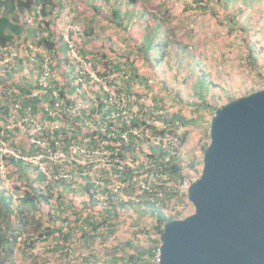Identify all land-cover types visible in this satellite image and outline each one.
<instances>
[{"label": "rangeland", "instance_id": "obj_1", "mask_svg": "<svg viewBox=\"0 0 264 264\" xmlns=\"http://www.w3.org/2000/svg\"><path fill=\"white\" fill-rule=\"evenodd\" d=\"M54 1L55 6H53L52 14L47 18L50 21L47 28L46 25L37 27V23L34 22V14L23 16L24 20H27L29 24L33 23L32 27L35 28L27 31L28 27L25 37L12 45V48L17 51L18 57L24 58L21 63L18 60L14 61V58L10 61L14 62L12 64L14 66L13 78L17 81L30 83L36 78L41 82L42 79L45 80L49 76L50 80L57 82L58 88L63 87L67 82H73L77 86V92L84 93L87 100H81L75 93L69 97H74L77 102L83 101L88 108L99 103L102 96H106L103 94L104 89L111 95L108 105L114 103L123 110L126 106L128 109L127 104H133L131 107L137 110L138 104L135 100H139L147 107L163 105L169 114L181 111L187 124L177 121L175 125L176 134H181L183 137L186 135L179 152V156L184 160L183 172L191 181L198 178L203 171L204 146L210 142L208 137L204 138L203 133L210 125L208 122L211 120V114L208 113L203 118L197 116L198 120L192 121L196 116L194 101L197 99V95L206 94L208 90L216 95L224 92L233 98H238L264 89V0L249 4L246 10L241 13L243 18L234 24L225 19L226 9L222 3L217 1L211 2L210 8L212 12H217L219 17L203 12L197 8L198 4L193 0H137V7L127 3V0ZM189 4L191 6H188ZM141 6H145V12L141 11ZM116 7L121 10L119 20L113 15ZM127 8L133 11L129 15L123 10ZM143 15L146 19L150 18V21L137 20ZM155 17H158L163 23L159 36H162V40L168 43L165 48L152 52L153 58L159 59L158 66L152 69L154 76L151 75L149 78L144 76L134 84L137 95H132L131 98L126 93L120 95L118 94L119 89L122 87L128 89L126 83L123 80H118L110 84L108 80L117 76L127 79L130 67L128 57L137 59L142 56L138 46L143 38H139L137 32L145 29ZM47 35H53V38L60 40L57 51L61 52L64 49L65 54L62 53V56L65 61L59 59L55 49L48 50L44 45L38 43L42 36ZM250 46L255 49L256 60L253 59L254 61L249 56ZM80 48L82 55L78 50ZM39 54L41 57L37 56ZM27 56L31 60L30 63L27 61ZM67 58L71 65L67 63ZM75 59L81 62V66L76 68L73 66ZM41 61H43V65ZM39 63L44 68L45 64L49 66L48 76H44V69L39 68ZM113 63L122 65L120 69H117L113 68ZM7 64L0 63V66L4 68ZM2 70L1 72H3ZM201 78H205L207 88L202 87ZM4 80H6L5 77ZM208 82H211L209 86ZM2 86L1 84L0 89ZM35 93H38L42 99L41 105L44 109L51 98L48 95V90L45 87H36ZM41 109L42 107L35 114L36 119L39 122L46 119L50 125L51 118ZM127 109L124 110V113L128 111ZM205 111L203 108L202 112ZM59 118L61 119L62 115ZM18 120L19 118L14 119L13 117L9 122L0 119V126L7 125V129L14 131L20 127L21 133L27 132L25 134L31 141L43 138V134L32 132L31 127L20 124ZM96 120L98 124L93 125L95 128L105 126V122L99 117H96ZM60 121L63 122V118ZM89 123L91 124L90 121ZM155 124L159 130L165 126L160 121H155ZM134 132L145 141L141 142L142 147L136 153H131L124 159V163L133 168L137 167V175L139 178H144L147 175L144 174L143 166L146 167L150 162V154L159 151L154 137L160 134L153 133V130L147 126L135 129ZM46 134L45 139L51 140V132ZM0 139V153L8 154L14 151L10 141L4 140V135H0ZM115 143L112 141V144ZM105 144L100 143L93 149H98L101 152L106 147ZM105 151L109 152L107 148ZM29 156H36L35 160L37 161L33 162L38 164L41 170L45 169L46 173L51 162L55 160L51 158L46 148L39 146L37 153ZM53 156L56 157V155ZM107 156L110 159L109 167H105L101 163L102 161H97L99 156L96 157L95 167L97 170L102 168L103 171H108V168H111L112 157L109 154ZM193 159L195 166L190 168L189 163ZM0 165L5 167L4 173L0 171V189L11 190L13 189L11 188L12 179L9 177V173L15 172L18 167L9 164L7 160L0 161ZM89 168L90 171H86L84 174L93 175V167ZM112 178L115 181L114 186L124 188L119 177L113 175ZM149 181L150 184L154 183V178L150 176ZM17 183L22 186V189L28 186L26 177H23L21 181L18 180ZM172 185L174 183L169 181L163 187L169 188ZM69 188H76V191L73 192ZM69 188L63 189V194L66 195L65 202L67 201L69 207L65 214H61L56 208L55 199L46 206L52 210L50 214L47 208L36 209L28 206L25 210L31 211V218H25L26 225H22L20 228L18 217H22L20 212L22 205L15 198L11 200L14 211H12L9 220L11 226L9 234L14 233L18 238L13 245L11 254L4 252L3 247L6 243H0L2 264H110L115 258L114 252H117L116 256H120L123 252H133V245L147 247L150 244L153 234L144 231V228H152L157 217L145 209L137 210L129 205L121 209L120 217L115 219L113 232H110L106 239L102 240V237L98 235L94 241L90 240L91 243H86L85 238L82 237L81 226L76 221L77 212L86 215L88 211H85L87 205L82 200L86 198L84 182ZM135 190L132 195L123 193L122 197L125 200L142 201V191L139 188H135ZM20 194L18 192L14 195L17 198ZM157 203L159 202L157 201ZM100 206V204L97 205L95 210L98 211ZM164 206H166L164 210L166 216L174 215L184 218L195 212L194 204L190 200L187 201V197L184 195ZM81 209L85 210L80 211ZM66 216L70 218L68 221H64ZM56 226H62V231H55L48 235ZM68 232L71 235L64 245V233ZM128 241L132 242V246H126ZM116 247H119L118 251H114ZM85 257L88 259H84Z\"/></svg>", "mask_w": 264, "mask_h": 264}, {"label": "trees", "instance_id": "obj_2", "mask_svg": "<svg viewBox=\"0 0 264 264\" xmlns=\"http://www.w3.org/2000/svg\"><path fill=\"white\" fill-rule=\"evenodd\" d=\"M197 2V8L201 9L203 12L215 15L219 17L217 12H212L210 8V4L213 1L222 3L226 9V14H224L225 19L234 24L242 19V12L246 10L249 4H252L258 0H193ZM232 1V2H231ZM127 3L133 4L134 7H137V0H127ZM53 6H55L54 0H0V62L9 55V50L7 46H12L17 43L26 35L27 31L33 30V23H27V20H24L23 16L25 14H34V22L37 23V27L39 25H50V21L47 19L53 11ZM188 6H191L189 4ZM231 8V10H230ZM195 9V8H193ZM126 14H131L133 11H130L129 8L123 9ZM141 11L145 12V6H141ZM121 10L119 7L114 9V17L120 19ZM128 17V16H127ZM118 19V20H119ZM137 20L141 22L150 21V18L146 19L144 15L142 17L137 18ZM153 22H149L148 26L144 29H141L137 32L139 38H143L142 42H140L138 49L139 53H142V56L137 59H132L128 57L129 65L128 68V77L127 79L121 78L117 76L113 79L108 80L110 84L117 82L118 80H123L126 83L128 89L121 88L118 90V94L126 93L128 97H132V95H137L135 92L134 84L138 82L140 78L151 77L154 76V71L152 70L154 67H157L159 64V59L153 58L152 52H157L159 49H163L166 47V41L162 40V36H159L161 28L163 25L162 21L155 17L152 20ZM35 28V27H34ZM56 36V34H55ZM165 35L163 34V37ZM57 38V37H56ZM38 43L40 45H44L48 50L55 49L59 50V39L53 38V35L42 36ZM249 43V41H247ZM61 48V47H60ZM61 50V49H60ZM79 53L82 49H78ZM255 49L249 47V56L252 60H256L255 58ZM64 49L62 51H57L58 57L60 60H64ZM197 53V52H196ZM65 54V53H64ZM81 54V53H80ZM82 55V54H81ZM41 57V54L37 55ZM73 58V57H72ZM13 59V58H12ZM11 59V60H12ZM14 61L18 60L20 63L24 60L22 57L15 56ZM10 60V61H11ZM67 63L71 65L70 60L67 58ZM253 60V61H254ZM7 62L8 64L0 68L3 69L1 72L0 69V85L2 84V88L0 89V119H3L6 122L10 121V118L14 119L20 118L25 107L28 105L33 106L34 112H38V110L42 107V99L38 95L32 96L35 93V88L44 87L36 78L33 82H24L17 81L13 78V68L12 64L14 62ZM27 61L30 63L31 60L29 56H27ZM43 61H41V64ZM40 64V63H39ZM40 64L39 68L44 67ZM53 63L51 64V66ZM121 63H113V68L120 69ZM75 68L77 66H81V62H78L77 59L74 60ZM38 69V68H37ZM40 69V72H41ZM4 73V74H3ZM100 73V72H99ZM101 74V73H100ZM4 77L6 80H4ZM202 87L207 88L205 78L200 81ZM50 86H47L48 95L53 92V89H58L57 82L50 81ZM211 82H208V86ZM77 86L73 84V82H67L61 89L59 90V95L62 99L66 100L67 104H72V100L69 96L74 93L77 94L81 100L86 101L87 97L84 93L77 92ZM103 94L106 96H102V98L98 101L99 103L91 105L89 110V115H71L68 113L64 114V120H68V124L66 123L64 127L60 129H55L52 131V134L56 138L55 140H51V146L56 150L60 146H57L56 142L61 141L64 143L65 150L72 144H78L80 146H84L88 149L98 147V145L104 139L111 140L110 145H107L106 148L111 150L112 153H116L121 159H126L128 155L131 153H136L142 146L141 142L145 141L140 136L135 133V129H140L141 127L147 126L153 130V133L158 132L159 134H163L164 132L171 131L176 133V125L177 121L182 124H187V120L183 116L181 111L169 114L168 110L164 108L163 105H156L147 107L146 104L140 103L139 100H135L138 104V109L135 110L133 104L128 105L124 110H128L124 113L123 109H120L118 105L112 103V105H108V100L111 98V95L107 90L103 89ZM53 96V95H52ZM197 99L194 101L195 110L194 114L196 116L193 117L192 121H197L199 117H204L206 114L210 113V117L214 115L215 111L222 105L234 100L237 97H231L230 94L221 92L220 95H216L211 91L202 93L201 95H197ZM20 100L21 108H16L14 103ZM55 101V97H52V102ZM206 110L202 112V109ZM96 117H99L100 120L105 122L104 127H94V124H98ZM91 122V124L89 123ZM155 121H160L164 123L166 126L159 130L158 126L155 124ZM210 121L208 124H210ZM7 131V132H6ZM21 128L17 127L16 131L9 130L5 127L0 126V135H4V140L10 141L11 147L16 150L22 156H29L37 153L38 146L33 144L31 140L26 136L27 132L21 133ZM127 134V140H125L122 135ZM111 134H114L111 136ZM204 138L205 136L210 139V131L209 127L204 130ZM186 139V135H184L183 140ZM182 140V141H183ZM112 141L116 142L112 144ZM209 143H206L204 146V151ZM113 155V154H112ZM169 155V156H168ZM151 160L147 163V166H143L146 170H152L154 165H161L162 171L166 172L170 175V178L165 182L174 181L177 182L180 178L183 177V159L177 154L170 155L166 150L160 148L157 153H152L149 155ZM168 159L166 160V157ZM7 160L10 164H13L18 167V169L9 173V177L12 179V187L11 190H1L0 189V200L4 202L6 206V215L5 217L11 216L13 210L11 206V200L17 199L19 203L22 205L21 216L18 217V226L19 228L22 225H26V219L31 218V211L25 210L28 206L35 207L36 209H45L48 206V203H51L53 199L56 201V208H58L61 214H65L69 210L67 205L66 195L63 194V189L73 187V185L84 182V194L86 198L82 200L86 202L87 205L86 210L87 214L77 212V223L81 226L82 237L85 238L86 243H91L94 239L100 235L102 240L106 239L107 235L110 232H113L115 227V219L120 217L121 209H124L127 205L133 206L135 209H145L150 212L151 215H155L156 222L153 224L151 228H144V231L148 233L151 232L153 237L150 238V244L146 246L133 245L132 242L128 241L126 246H132L133 252H126L121 254L120 256H116L117 252H114L115 258L111 261L110 264H159V249L162 244L160 239V235L162 232L163 224L167 221L173 219H179V216L165 214V207L156 202V194L155 193H144L141 197L142 201L136 202L133 200H125L122 197L123 193L132 194L135 192L133 177L137 174V170L127 164H125L122 169L121 178L124 181H128V185L124 188H119L116 190L114 186V179L112 176H107V171H101L102 178L98 181V177L96 172L93 171V175L84 174L86 171H90V166L92 164H78L74 161H63V162H51L50 168H47V173L44 170H41L39 165L35 162L27 161L23 158H18L11 153L3 154L1 156L0 153V161ZM204 160V159H203ZM195 160L193 159L189 163L190 168H194ZM119 171V170H118ZM26 177L27 187L22 189V186L17 183L18 180H22V178ZM160 183V180H157L155 184ZM72 189L73 192L76 191V188ZM20 192L21 194L15 197L14 194ZM154 195V200L150 197ZM188 196V194H186ZM101 205L99 210L96 211L95 208L97 205ZM51 205V204H50ZM48 207V213H51V209ZM97 209V208H96ZM94 210V211H92ZM23 218V219H22ZM26 218V219H25ZM54 218V217H53ZM70 218L64 219V221H68ZM8 228L0 227V243L5 242L4 244V252L11 254L13 252V245L17 241L18 236L14 233L9 234V230L11 226L8 224ZM62 226H56V228L49 232V234L54 233L55 231H62ZM71 235L70 232L64 233V245L67 243V239ZM6 236V237H5ZM91 240V241H90ZM119 247H116L114 251H118ZM68 251V249H67ZM84 259H88L85 257ZM3 261L0 260V264Z\"/></svg>", "mask_w": 264, "mask_h": 264}, {"label": "water", "instance_id": "obj_3", "mask_svg": "<svg viewBox=\"0 0 264 264\" xmlns=\"http://www.w3.org/2000/svg\"><path fill=\"white\" fill-rule=\"evenodd\" d=\"M195 212L163 224L159 264H264V89L211 118Z\"/></svg>", "mask_w": 264, "mask_h": 264}, {"label": "built area", "instance_id": "obj_4", "mask_svg": "<svg viewBox=\"0 0 264 264\" xmlns=\"http://www.w3.org/2000/svg\"><path fill=\"white\" fill-rule=\"evenodd\" d=\"M7 49L9 50V55H7L0 63H7L9 62L12 58H14L15 56H17V51L12 48V46H7ZM46 63L47 60H46ZM50 68L47 64H45V68H44V76H48ZM43 76V77H44ZM95 79H97L96 76H94ZM49 76L45 79V80H41V85H43L45 88L47 86H50L49 84ZM51 79V77H50ZM49 79V80H50ZM51 81V80H50ZM76 86V85H75ZM42 87V86H41ZM61 88L58 89H53V92H51L50 96V102L48 104H46L44 106H42V111H44L47 116L49 118H51V124L49 125L48 120H43L42 122H39L36 117L35 114L36 112H34L33 110V106L28 105L25 107V110L23 111L22 115H20L19 118V123L20 124H24L27 125L29 127H31L32 132H40L41 134H43V138H41V140H34L31 141L33 144L39 146V147H44L48 150V152L51 155L53 160L52 162H58V161H74L78 164L82 163V164H92L93 167V171L96 172V175L98 177V181L100 180V178H102V174L100 173L101 171H103L102 168H98L96 166V157H98L97 161H102L101 163H103V165L105 167H109V156H107L108 154L112 157L111 158V168H108V171L106 172L107 176H117L119 178H121V174H122V169L125 166L124 163V159H121L116 153H112L111 150H109V152L105 151L104 147L102 149V151L100 152L98 149H88L86 147L80 146L78 144H72L68 147V149L65 150L64 148V143L61 141H57L56 144L57 146H60L59 148H57L56 150L54 149L53 146H51V140H55L56 138L54 137V135L52 134V131H54L55 129H60L62 127L65 126V124L69 123L66 120H64V114L68 113L71 115H89L90 110L87 107L86 104H84L83 101H78L74 99V97H71L72 100V104H67L65 99H62L59 95V90ZM48 90V89H47ZM77 90V89H76ZM34 95H38V93H34L32 94V96ZM55 97V101L52 102V97ZM21 101L18 100L17 102L14 103L16 108H21ZM62 115L63 118V122L60 121L61 119L59 118V116ZM166 126V125H165ZM164 126V128H165ZM2 127H7V125H2ZM162 129V128H161ZM48 132H51V140H46L45 138V134ZM46 134V135H47ZM114 135V134H111ZM122 137L127 140V134L124 133L122 135ZM157 144H158V148H162L164 150H166L170 155L172 154H177L179 156V152L181 150V145H182V140H183V136L181 134H176L174 132L171 131H166L163 134H160L158 136L154 137ZM1 140V139H0ZM111 140H107L104 139L103 141H101L102 143H106L105 145H110ZM15 151V152H14ZM10 153H12V155L18 157V158H23L27 161H37L35 160L36 156H22L20 155L16 150H14ZM108 153V154H106ZM3 154L6 153H1V156H3ZM113 154V155H112ZM53 155H56V157H54ZM169 156V155H168ZM168 156L166 157V160L168 159ZM28 157H32V158H28ZM60 159V160H59ZM128 165V164H127ZM4 166L0 165V171L1 173H4ZM119 170V171H118ZM45 171V169H44ZM147 176L144 178H139V176L136 174L133 177V182H134V187L135 188H139L142 191V195L144 193H155L156 194V202L158 201L159 204L161 205H168L169 202H171L172 200L176 199L178 200L179 198H182V196L184 195L185 197L188 189L191 185V180L190 178H187L185 173L183 172V177L180 178L177 182H174V185L170 186L169 188L163 187V185L165 184V182L170 178V175L166 172L162 171V166L161 165H154V168L152 170H146L145 169V173ZM152 176L154 178V183L150 184L151 182L149 180V177ZM163 179L165 180V182L163 181ZM157 180H160L161 184H155V182ZM121 185L123 184L124 187L126 185H128V181H124L123 179H120ZM116 190H119V188H117L115 186ZM133 194V193H132ZM129 194V195H132ZM141 195V196H142ZM131 197V196H130ZM153 200H154V195L150 196ZM138 201V200H136ZM187 201L188 197H187Z\"/></svg>", "mask_w": 264, "mask_h": 264}, {"label": "crops", "instance_id": "obj_5", "mask_svg": "<svg viewBox=\"0 0 264 264\" xmlns=\"http://www.w3.org/2000/svg\"><path fill=\"white\" fill-rule=\"evenodd\" d=\"M5 202V201H4ZM4 202H2L0 200V227L4 226L3 228H8V224H9V217H5L6 213V206L4 205ZM11 218V217H10ZM1 235V232H0ZM6 237V236H5Z\"/></svg>", "mask_w": 264, "mask_h": 264}]
</instances>
